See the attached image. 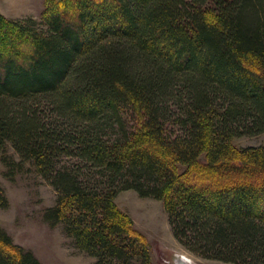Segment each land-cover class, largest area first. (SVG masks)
<instances>
[{"label":"trees","instance_id":"trees-1","mask_svg":"<svg viewBox=\"0 0 264 264\" xmlns=\"http://www.w3.org/2000/svg\"><path fill=\"white\" fill-rule=\"evenodd\" d=\"M45 23L0 15V44L28 39L0 49V151L55 189L45 221L96 264H153L116 205L135 191L190 252L264 264V147L233 144L264 133V0H53ZM0 264L41 263L0 228Z\"/></svg>","mask_w":264,"mask_h":264},{"label":"rangeland","instance_id":"rangeland-1","mask_svg":"<svg viewBox=\"0 0 264 264\" xmlns=\"http://www.w3.org/2000/svg\"><path fill=\"white\" fill-rule=\"evenodd\" d=\"M52 2L0 0V15L10 22L33 20L38 32L47 33L45 17ZM15 33L16 38H2L0 49L23 50V43L28 39L20 41L16 30ZM10 38L14 40L13 46L9 45ZM233 144L238 149L264 147V133L236 138ZM205 159L203 155L202 161ZM69 161L73 160L66 159ZM184 170L182 167L180 172ZM0 186L8 200V207L0 208V228L16 244L33 252L41 264H96V258L77 249L62 224L52 226L45 221L44 213L56 204L57 193L38 174L34 164L23 161L10 144L0 151ZM116 205L132 219L134 228L147 240L153 264H235L206 259L187 250L174 236L163 201L125 191L117 197Z\"/></svg>","mask_w":264,"mask_h":264}]
</instances>
